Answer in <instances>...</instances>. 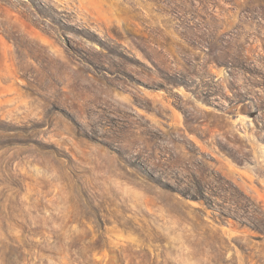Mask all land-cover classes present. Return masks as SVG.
Listing matches in <instances>:
<instances>
[{
	"label": "rangeland",
	"instance_id": "rangeland-1",
	"mask_svg": "<svg viewBox=\"0 0 264 264\" xmlns=\"http://www.w3.org/2000/svg\"><path fill=\"white\" fill-rule=\"evenodd\" d=\"M0 264H264V0H0Z\"/></svg>",
	"mask_w": 264,
	"mask_h": 264
}]
</instances>
